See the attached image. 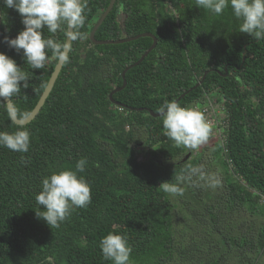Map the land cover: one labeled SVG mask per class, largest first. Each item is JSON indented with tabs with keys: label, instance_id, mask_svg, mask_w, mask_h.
<instances>
[{
	"label": "trees",
	"instance_id": "trees-1",
	"mask_svg": "<svg viewBox=\"0 0 264 264\" xmlns=\"http://www.w3.org/2000/svg\"><path fill=\"white\" fill-rule=\"evenodd\" d=\"M109 1L87 0L83 38L71 41L69 62L29 123L15 124L0 101V131L30 132L27 153L0 147V264H112L100 248L109 232L127 235L132 264H264V40L238 32L230 7L213 16L195 0H115L95 39L142 32L157 39L125 72V86L112 95L123 105L117 106L109 93L122 85V71L152 39L90 41ZM0 13V52L28 73V87L11 99L22 118L35 106L57 58L49 52L44 68L31 69L22 50L3 42L5 35L14 38L23 30L21 16L2 0ZM43 32L53 36L46 27ZM53 38L64 42L65 32ZM183 93L182 107L210 99L224 114V139L206 156L185 161L190 148L166 135L163 116L145 111L157 113ZM80 158L87 160L79 175L90 184L91 203L50 228L36 215L43 209L35 199L42 178L74 169ZM215 172L219 185L208 178ZM164 182L184 183L179 204L199 218L201 237L186 239L187 223L177 229L176 206Z\"/></svg>",
	"mask_w": 264,
	"mask_h": 264
},
{
	"label": "clouds",
	"instance_id": "clouds-1",
	"mask_svg": "<svg viewBox=\"0 0 264 264\" xmlns=\"http://www.w3.org/2000/svg\"><path fill=\"white\" fill-rule=\"evenodd\" d=\"M5 7L16 10L21 16L23 30L14 38L3 37V42L20 52L31 69H42L51 52L62 63L69 62L67 42H58L53 37L64 31L71 41L83 38L80 31L86 23L87 0H2ZM196 6L213 16L223 14L226 8L238 20V32L246 33L256 41L264 40V0H195ZM53 36L45 37L44 28ZM28 87V73L17 66L14 59L0 52V101H10ZM158 111L163 115L166 135L178 146L195 149L204 144L211 133L204 112L196 107L181 106L175 100L165 101ZM18 109L9 113L17 118ZM0 147L27 153L30 149V132L23 127L15 131H0ZM86 158H80L74 169H60L42 178L41 191L36 194L42 210L36 215L50 228H59L71 215L74 208H86L91 203V187L84 176ZM163 190L170 194L183 195L176 184L164 182ZM100 248L103 258L112 264H132L133 251L127 235L109 232L102 237Z\"/></svg>",
	"mask_w": 264,
	"mask_h": 264
},
{
	"label": "water",
	"instance_id": "water-1",
	"mask_svg": "<svg viewBox=\"0 0 264 264\" xmlns=\"http://www.w3.org/2000/svg\"><path fill=\"white\" fill-rule=\"evenodd\" d=\"M115 0H110L107 7L105 8V10L100 14V16L97 18L95 24L93 25L91 31L89 32V40L92 41L95 45H103V44H119V43H123V42H128V41H131V40H135L139 37H149L152 39V44L148 47V49L139 57V59L137 61H135L134 63H132L131 65L127 66L126 68H124V70L122 71L121 73V77H122V80H123V83L121 86L119 87H116L114 88L110 93H109V99H111V101H113L112 99V95L121 90L124 86H125V80H124V74L125 72L130 68V67H133L135 65H137L138 63H140L146 56L147 54L155 47L156 45V42H157V39L156 37L150 33V32H142V33H139L137 35H134V36H131V37H123V38H120V39H115V40H98V39H95L94 37V33L96 31V29L98 28V26L102 23V21L104 20V18L106 17V15L109 13V11L112 9L113 7V4H114ZM0 23H1V13H0ZM64 42H67L69 44V48H70V44H71V40L66 36L65 34V41ZM69 51V49H68ZM67 51V53H68ZM62 62H60L58 59H57V62L50 74V77L46 83V85L44 86L43 88V91L39 97V99L37 100L35 106L33 107V109L25 116V117H22V118H11V120L17 124V125H25L27 123H29L33 118L34 116L36 115V113L40 110V108L42 107V105L44 104V101L45 99L47 98L49 92L51 91L52 87H53V84L58 76V73L62 67ZM207 71H205L201 77V79L193 86L196 87L198 86L204 79L205 75H206ZM220 73V72H219ZM224 75V74H223ZM184 93L181 94L177 99H175L176 102H178L179 98L180 97H183ZM5 105H6V108H7V111H8V114L12 111H14V108H13V105H12V102L11 100L10 101H4ZM113 103L117 106H123L122 104L118 103V102H114ZM138 110H141V109H138ZM145 111H147L152 117H161L163 116L160 112H153L152 110H149V109H145ZM189 157V153H187L185 155V157L183 158V160L185 161L187 158Z\"/></svg>",
	"mask_w": 264,
	"mask_h": 264
},
{
	"label": "rangeland",
	"instance_id": "rangeland-1",
	"mask_svg": "<svg viewBox=\"0 0 264 264\" xmlns=\"http://www.w3.org/2000/svg\"><path fill=\"white\" fill-rule=\"evenodd\" d=\"M223 116H224V114L222 115V117ZM219 123H220L219 124V129H216V128H213V127L211 128V133L209 135V138L204 144L198 146L195 149L190 148V151H187V153H189V157H191L193 155H196L198 153L206 156L208 153H210L212 145H213L214 142H216L218 140L222 141L224 139L223 130H222L224 124L221 121ZM207 163H209V162H207ZM215 170L216 169L214 168V171ZM203 176H207V175L203 174ZM218 177L219 176L216 174V172L214 173L213 177L208 176L210 182H212L213 185L214 184L215 185H219L218 183H216L217 182L216 179ZM183 185H184V183H181L180 187L182 188ZM216 194L218 196L220 195V197H222L223 192L221 190H219V192H216ZM169 196H170L171 200L175 203V206H176V209L172 212V217H173V220L176 222L177 229H182L183 226L187 223L185 228L187 229L188 232H187V234L186 233L184 234L185 238L188 239L190 234L192 236H194V238L201 237L202 236V233H201V228L202 227L200 228V230H198V228L200 226H202V224L196 223L199 218L197 216H194L193 214H191V212H189V211H183L182 210V208H181V206L179 204L178 195L169 193ZM200 209L204 212L203 213L204 214L203 218L204 217L207 218L206 211L203 208H200ZM199 212L201 213V211H199ZM196 226H197V229L194 232L192 227H196ZM185 262L186 261H184V263Z\"/></svg>",
	"mask_w": 264,
	"mask_h": 264
},
{
	"label": "built area",
	"instance_id": "built-area-1",
	"mask_svg": "<svg viewBox=\"0 0 264 264\" xmlns=\"http://www.w3.org/2000/svg\"><path fill=\"white\" fill-rule=\"evenodd\" d=\"M191 107H196L202 110L206 116V119L210 125V128L219 129V122H223L224 117H222V109L212 105L210 99L205 100L203 103L195 104Z\"/></svg>",
	"mask_w": 264,
	"mask_h": 264
},
{
	"label": "flooded vegetation",
	"instance_id": "flooded-vegetation-1",
	"mask_svg": "<svg viewBox=\"0 0 264 264\" xmlns=\"http://www.w3.org/2000/svg\"><path fill=\"white\" fill-rule=\"evenodd\" d=\"M53 70V69H52Z\"/></svg>",
	"mask_w": 264,
	"mask_h": 264
}]
</instances>
